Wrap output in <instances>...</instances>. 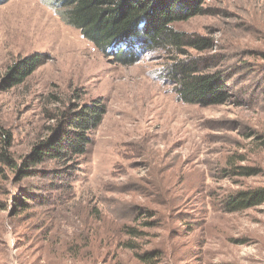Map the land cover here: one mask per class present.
Segmentation results:
<instances>
[{
  "label": "rangeland",
  "instance_id": "374dc122",
  "mask_svg": "<svg viewBox=\"0 0 264 264\" xmlns=\"http://www.w3.org/2000/svg\"><path fill=\"white\" fill-rule=\"evenodd\" d=\"M202 8L173 26L214 40L188 53L231 75L234 95L220 105L177 99L164 75L173 53L142 52L123 65L44 0L0 4V74L20 57L43 55L24 82L0 90V124L13 134L15 157L63 107L54 96L106 105L66 176L13 182L0 174V264H264V203L224 210L234 191L264 186V0H205ZM238 166L256 174L238 175ZM25 184L34 200L16 210ZM125 225L139 236L129 239ZM127 239L134 250L122 245ZM135 251L158 255L143 263Z\"/></svg>",
  "mask_w": 264,
  "mask_h": 264
},
{
  "label": "trees",
  "instance_id": "16d2710c",
  "mask_svg": "<svg viewBox=\"0 0 264 264\" xmlns=\"http://www.w3.org/2000/svg\"><path fill=\"white\" fill-rule=\"evenodd\" d=\"M8 0H0V4ZM61 20L77 29L80 34L105 56L130 65L140 59L142 52L161 50L175 55L167 64L164 75L173 84L178 100L189 103L220 105L228 102L234 92L228 86L231 75L214 69L210 58L190 56L188 50L202 52L215 46L214 40L198 33L176 29L173 24L203 14L205 0H44ZM43 55L33 53L12 62L0 74V90L15 87L26 80L43 62ZM78 95L75 94L76 98ZM62 108L48 113V124L31 144L28 153L15 157L13 134L0 124V174L7 171L13 182L35 177L40 173L66 176L78 166L77 157L86 153L93 131L106 113L101 98L79 104L54 96ZM73 98V99H74ZM261 138V137H259ZM264 145V138H261ZM47 162L60 165L49 171L39 168ZM62 166V167H61ZM238 175L251 176L255 169L238 166ZM29 184L20 186L21 197L13 199L16 210L27 200H34ZM264 203V186L238 189L224 200V210L237 212ZM0 206L7 205L0 201ZM121 231L131 239L139 231L125 225ZM127 239L122 245L134 250ZM135 257L146 263L158 254L135 251Z\"/></svg>",
  "mask_w": 264,
  "mask_h": 264
}]
</instances>
